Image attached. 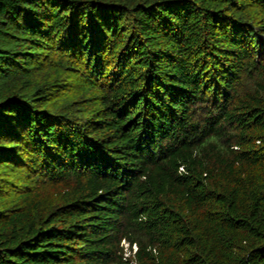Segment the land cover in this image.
Here are the masks:
<instances>
[{"label": "trees", "instance_id": "1", "mask_svg": "<svg viewBox=\"0 0 264 264\" xmlns=\"http://www.w3.org/2000/svg\"><path fill=\"white\" fill-rule=\"evenodd\" d=\"M45 47L97 102L1 88L0 264H264V0H0V78Z\"/></svg>", "mask_w": 264, "mask_h": 264}, {"label": "rangeland", "instance_id": "2", "mask_svg": "<svg viewBox=\"0 0 264 264\" xmlns=\"http://www.w3.org/2000/svg\"><path fill=\"white\" fill-rule=\"evenodd\" d=\"M113 1V0H111ZM126 4L137 0H117ZM3 42L15 45L11 33L1 36ZM39 55V61L34 62L30 68L18 69L9 73L8 77L0 78V90L7 86H19L24 91H36L39 96L47 101L49 106L58 109L60 112L72 116H83L86 112L95 107L96 89L89 85L81 76L77 68L70 66L69 62L60 56L58 51L43 48ZM45 52V53H44ZM34 93V92H33ZM1 177L19 178L20 183L28 182L35 187L29 176L20 167L13 164H4L0 171ZM17 191L4 183L0 189V196L10 205L15 201ZM21 200L15 205H20Z\"/></svg>", "mask_w": 264, "mask_h": 264}]
</instances>
